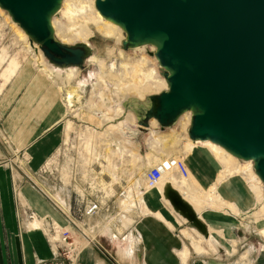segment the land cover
I'll use <instances>...</instances> for the list:
<instances>
[{
	"label": "rangeland",
	"instance_id": "374dc122",
	"mask_svg": "<svg viewBox=\"0 0 264 264\" xmlns=\"http://www.w3.org/2000/svg\"><path fill=\"white\" fill-rule=\"evenodd\" d=\"M70 2L79 4L77 0ZM84 3L90 4L93 10L88 8L84 14L70 21L68 17L60 15L61 7L53 20L58 39L63 38L67 44L87 41L97 57V60L88 59L84 69L77 67L71 82L65 78L66 67L51 62L63 75L46 78L42 61L48 59L41 47L32 43L8 12L0 7V167L13 164V178L17 173L20 176L18 179L23 181L26 174V178L36 181L38 185L34 188L39 189L62 214L63 223L60 224L48 216H36L23 197L21 184L13 182L16 211L28 213L26 222L31 229L36 222L41 224L39 230L43 231L53 250L51 260L40 261L48 264H90L83 257L87 258L90 253L92 257L95 254L100 258L99 263L128 264L119 262L118 248H121L125 260L147 264L137 257L136 245L140 244L141 239L131 231L133 226H138L137 222L147 220L146 217L136 216L150 210L143 205L140 194L148 192L149 196H156L160 188L158 197L164 195L172 215L176 213L180 216L177 224H174V239L179 243V229L188 239L184 245L182 242V249L173 251L180 257L179 260L178 256L176 258L179 264H190L188 257L191 252L199 254L201 264H259L264 254V197L258 196V180L246 171L229 176L231 170L242 167L243 161L234 157L235 162L228 163L201 145L197 149L207 157V164L202 172L198 171L190 161V153L195 150L188 136L190 115L184 117V114L175 126L164 130L156 120L149 128L139 125L142 103L147 102V96L164 91V87L145 89L143 86V73L153 68L157 71L155 76L163 78L158 60L152 55L155 47L146 45L139 50L135 48L137 51L123 50L124 31L119 27L118 36L114 38L97 32L92 23L97 11L95 0H84ZM86 19H89V34L81 39L74 33L71 24H84ZM121 49L123 55L120 54ZM14 58L19 63H15ZM135 67L137 73L134 72ZM134 86L144 87L142 96L138 97L132 92ZM47 93L50 95L47 96ZM34 98L45 99L48 104L54 105L60 101L59 105L63 106L64 111L59 125V141L53 142V133L50 132L45 141L51 147L42 156L28 151L32 145L23 150L26 146L23 133H27L28 123L35 122L26 116L24 108ZM171 157H182L186 162L187 169L195 179L192 186L194 193H191L190 186L180 188L183 178L178 173L167 174L154 187L146 186L145 176L150 168H145L144 163ZM204 176L208 184L204 183ZM132 186L134 190L129 194ZM167 188L177 191L191 207L197 226L191 225L185 212L165 196ZM47 192L62 197L68 215L54 199L46 195ZM125 194L128 196L126 199ZM91 202L99 203V209L87 215L85 208ZM213 210H218V215L231 218L235 234L230 235L233 238L228 236L222 224H211L204 220L202 216ZM127 216L134 223L125 227L123 219ZM18 219V233L23 234L25 227L24 224L20 225V220L24 221V218ZM154 219L157 225L166 224L154 216L150 218L152 221ZM198 230H207V236ZM115 234L118 236L114 237ZM50 235L56 236V240L51 239ZM63 235H69L68 243H72V246L63 242ZM219 255L224 260L214 263L213 257ZM195 258L196 255L191 264H200L199 261L195 262Z\"/></svg>",
	"mask_w": 264,
	"mask_h": 264
},
{
	"label": "water",
	"instance_id": "95a60500",
	"mask_svg": "<svg viewBox=\"0 0 264 264\" xmlns=\"http://www.w3.org/2000/svg\"><path fill=\"white\" fill-rule=\"evenodd\" d=\"M63 2L0 0V7L49 62L83 69L93 48L56 36L53 20ZM95 7L124 31V50L155 47L168 87L147 96L139 125L156 120L164 130L190 112V140L252 161L264 185V0H95ZM165 196L198 225L177 191L167 188Z\"/></svg>",
	"mask_w": 264,
	"mask_h": 264
},
{
	"label": "crops",
	"instance_id": "0c3cea01",
	"mask_svg": "<svg viewBox=\"0 0 264 264\" xmlns=\"http://www.w3.org/2000/svg\"><path fill=\"white\" fill-rule=\"evenodd\" d=\"M60 103L61 102L59 101L56 105L53 103L48 104L45 99L34 98L31 100L30 104L24 108L26 116L31 120H35V122L32 121L28 123L27 133H23L22 139L25 140L26 145L24 146L25 148H23L24 151L32 145L33 147H30V150L28 151L42 156L44 151L47 150V148L50 149L51 147L48 146L49 144L45 141L50 132L53 133V142L57 143L59 141V125L62 122V117L64 115L63 106L59 105ZM21 129L22 131L24 130L23 128ZM161 162L162 161L147 160V162L144 163V167L151 169ZM12 169V164L9 163L6 167H0V264H36V260H51L53 250L51 249L43 231L34 228L31 229L30 225L28 226L26 222V218L29 216L28 213H24L21 210L16 211L15 209L13 182L21 184V192L24 195L23 197L31 206L36 216L43 218L48 216L53 220H57L60 224L63 223L61 220V211L54 208L52 206L53 204L50 203L47 197H45L39 189L34 188V186L38 185L36 181L26 178V176L28 177L26 174H24L25 179L23 181L20 179H18L19 181H16L12 177ZM26 170L31 173L28 168ZM174 173L182 175L177 169H175ZM165 174L166 173L163 174L162 179L165 177ZM205 176H207V174H205ZM203 181L205 184H208L206 177ZM163 196H144L142 203L143 205L148 206L150 210L148 213H139L136 217H146L147 220L137 222L138 226H136V228H134V226L132 227L131 233L134 235L137 234L142 242H140V244L137 243L136 245V254L142 263L179 264L177 259L179 260L180 257L173 253V251L177 248L182 249V242L184 245L188 240L186 235L182 233V229H179V243L177 242V239H174L173 235H175L176 231L174 229V224H177L176 222L180 216L176 213L175 215H172L169 210L170 205L167 203L165 197L163 198ZM160 213L164 216H160ZM217 213L218 210H213L204 214L202 217H204L205 221H210L211 224H222L227 229L228 236L233 238L230 235L232 234V236H234L235 234L234 229H232L234 226L230 220L231 218H226L224 215H218ZM152 216L162 220V222L166 224L157 225L155 223V219L154 221L150 220ZM18 217L22 219L24 218V221L20 220V225L24 224L25 227L23 234L18 233L20 227ZM166 218H168V220ZM164 219H166V221H163ZM213 235L222 241L214 232ZM223 242L225 243L227 241ZM227 243H229V241ZM218 246L220 249L225 250L222 245ZM194 255L197 256V258H195V262L199 261L200 263V256L196 252L190 253V256L188 257L189 263L191 264ZM213 255L215 254L213 253ZM83 257L84 261L87 263L101 264L99 263L100 258H97L95 254L93 257L90 253L87 258H85V256ZM212 260H214V263H221L224 258L219 255V257H213ZM209 262L210 261H207V263Z\"/></svg>",
	"mask_w": 264,
	"mask_h": 264
},
{
	"label": "bare ground",
	"instance_id": "6f19581e",
	"mask_svg": "<svg viewBox=\"0 0 264 264\" xmlns=\"http://www.w3.org/2000/svg\"><path fill=\"white\" fill-rule=\"evenodd\" d=\"M77 2L79 3L78 5H76L75 3H71L70 2V0H64V2H63V5H62V10H61V12H60V15H62V16H64V17H68V19L70 20V21H73L74 20V17L75 16H79V15H82V14H84L85 12H86V9H88V8H90V10H93V8H92V6L90 5V4H85L84 3V0H77ZM95 13V16L96 17H94V18H92V23L94 24V28L96 29V31L97 32H99V33H101L102 35H104V36H106V37H110V38H114V37H117L118 36V31H120V28H119V26L118 25H116L115 23H113V22H111V21H109V20H107V19H105L100 13H99V11L97 10L96 12H94ZM13 21V20H12ZM14 22V21H13ZM54 25V27H55V24H53ZM72 25V27H73V31H74V33L79 37V38H81V39H83L87 34H89V29H88V25H89V19H86L85 20V23L84 24H76V23H72L71 24ZM24 31V30H23ZM56 32H57V30H56ZM24 36V35H23ZM59 40H61L62 42H65L64 41V39L63 38H59ZM85 43H88L89 45H90V43L89 42H87V41H84ZM36 44V43H35ZM91 46V45H90ZM143 47H145V46H143ZM143 47H141V48H137L138 50L139 49H142ZM123 49V48H122ZM122 49L120 50V54L121 55H123L124 53H123V51H122ZM153 49V48H152ZM124 50V49H123ZM134 50H136V49H134ZM137 51V50H136ZM94 52V51H93ZM4 56V55H3ZM1 57H2V55H1ZM89 60H97V57L95 56V54H92L89 58H88ZM156 59V58H155ZM13 61L15 62V63H19V62H17V60H16V58H14L13 59ZM53 64V63H52ZM55 65V64H54ZM54 65H51L50 64V62H48L47 60H43L42 61V67L44 68V72L45 73H47V76H46V78H48V77H50V76H52V75H55V76H60V75H63V74H61V72L59 71V70H56L55 68V66ZM57 66V65H56ZM60 67V66H59ZM79 68V67H78ZM132 68H134V67H132ZM60 69V68H59ZM80 69H82V68H80ZM84 69V68H83ZM77 72V66H70V67H66V71L64 72V73H66V74H64L65 75V78L68 80V82H71V80H73V76H75V73ZM134 72L135 73H137L138 72V69L135 67V69H134ZM157 73V71H156V69H151L149 72H144L143 73V76H144V78H143V82H144V87H145V89L146 88H149V87H153V88H155V87H159V88H161V87H164L163 89L164 90H166L167 89V83H166V81H165V79H164V77L163 78H158V77H156L155 76V74ZM133 76V75H132ZM42 83H44V81H43V79H42ZM44 85H45V83H44ZM136 87V86H134L133 88H131V90H132V92H134V94L136 95V96H138V97H140V96H142L143 95V88L144 87ZM47 96L48 95H50V93H47L46 94ZM129 97V96H128ZM128 101V100H127ZM126 102V101H125ZM134 102H136V103H139V101L137 100V99H134ZM141 102V101H140ZM127 103V102H126ZM126 103H125V108L127 107V105H126ZM142 104H146V102L145 103H142ZM125 110V109H124ZM130 110V109H129ZM126 111H127V108H126ZM188 115H190L191 116V113L190 112H187L185 115H184V117L185 116H188ZM154 123H156V121L155 120H152L151 121V125L152 124H154ZM192 141V140H191ZM191 143V145H192V147L195 149V150H192V152L190 153V161H191V163H193L194 165H196V168L198 169V171H200V172H202L203 171V169L205 168V166H206V164H207V157L203 154V152H201L199 149H197V148H200L199 147V145H201V146H203V147H207L208 149H210L211 150V152L213 153V154H215L218 158H221V159H224V160H226L228 163H230V162H235V161H233V158H234V156L233 155H231L230 153H228L224 148H222L221 146H219V145H217V144H215V143H213V142H211V141H193V142H190ZM182 157H180V158H169V159H166V160H170V159H181ZM235 159V158H234ZM165 159L162 161V162H164V161H166ZM183 160V159H182ZM184 161V160H183ZM184 163H185V166H186V168L188 167L187 166V164H186V162L184 161ZM242 163V167H240V168H235V169H233V170H231L230 171V173H229V176H231V175H236V174H241L242 172H244V171H246L249 175H252V177L253 178H255V179H257L258 180V185H259V188H260V190H259V194H258V196L260 197V196H263L264 197V185H263V183H262V181L260 180V178L259 177H257L256 175V173H255V170L254 169H252V167H253V162L252 161H243V162H241ZM12 166H13V164H12ZM195 168V169H196ZM254 168V167H253ZM249 172H248V171ZM175 172V168L173 167V168H171L170 170H167V171H165L164 173H166L165 174V176L167 175V174H171V173H174ZM187 172H188V175L187 176H183V175H181L182 176V178H183V181H181V186H180V188L181 189H183V188H185L184 186H190L189 187V189L191 190V193H194L195 192V189L192 187V186H194L195 185V181L193 182V180H195L194 179V176H192V172H191V176H189L190 175V172H189V169H187ZM251 172V173H250ZM189 176V177H188ZM20 176L17 174V173H14V178L15 179H17L18 180V178H19ZM16 180V181H17ZM162 180V179H161ZM160 180V181H161ZM159 181V182H160ZM158 182V183H159ZM193 183V184H192ZM38 184V183H37ZM148 187V186H147ZM132 190H134V187L132 186L131 187V189L130 190H128V193L130 194V193H132L133 191ZM213 190V189H212ZM161 192V189L159 188V189H157V195L156 196H159V193ZM138 193H140L139 191H138ZM46 195H48L51 199H54L57 203H58V206H59V208L61 209H63L64 210V212H65V214H67L68 215V211H67V209L64 207V205H63V202H62V197L60 196V195H56V194H54V193H52V195H50L48 192L46 193ZM187 195H188V193H187ZM196 195H198L199 197H201V195H199V193L197 194L196 193ZM144 196H149V193L148 192H146V193H143V194H140V197H141V201H143V199H144ZM128 196H127V194H125V196H124V198L126 199ZM180 197V196H179ZM180 199H181V201L183 202V203H185V204H187L181 197H180ZM188 205V204H187ZM162 214L160 213V216H161ZM162 216H164V215H162ZM168 219V218H167ZM181 222H183V221H181ZM75 223V222H74ZM134 223V220L132 219V218H130L129 216H127L125 219H123V226H125V227H127V226H130V225H132ZM170 224H172V223H170ZM40 226H41V224L39 223V222H36V224H33V226H32V228H34V229H40ZM42 231V230H41ZM86 234V233H85ZM123 235H125V234H123ZM116 236H118V234H115L114 235V237H116ZM50 237H51V239H54V240H56V236H54V235H50ZM88 237V236H87ZM90 240V239H89ZM215 241H217L216 239H215ZM133 245H135L134 244V242H133ZM124 253L126 254V252L124 251ZM118 254H119V259L121 260V261H119L120 263H128V264H138V262L137 261H135V260H129V261H127V260H125L124 259V257H123V250L121 249V248H118ZM184 254H186V253H184ZM263 258L260 260V262H259V264H264V254H263V256H262ZM100 260V259H99ZM100 262V261H99ZM101 264H104V263H101Z\"/></svg>",
	"mask_w": 264,
	"mask_h": 264
},
{
	"label": "built area",
	"instance_id": "2783aa9c",
	"mask_svg": "<svg viewBox=\"0 0 264 264\" xmlns=\"http://www.w3.org/2000/svg\"><path fill=\"white\" fill-rule=\"evenodd\" d=\"M177 169L183 176H187V168L185 166V163L182 159H170L166 160L164 162H161L151 168L145 176V182L146 186L148 187H154L158 184V182L162 179L163 174L165 171L170 170L171 168ZM99 209V203L97 202H91L88 206H86V214L92 215ZM68 237L62 236L63 242L68 243ZM70 246H72V243H68ZM36 264H48L46 261H38Z\"/></svg>",
	"mask_w": 264,
	"mask_h": 264
}]
</instances>
